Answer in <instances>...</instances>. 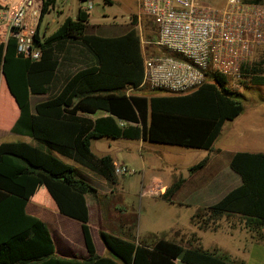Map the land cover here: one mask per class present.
Returning a JSON list of instances; mask_svg holds the SVG:
<instances>
[{"label": "trees", "instance_id": "obj_1", "mask_svg": "<svg viewBox=\"0 0 264 264\" xmlns=\"http://www.w3.org/2000/svg\"><path fill=\"white\" fill-rule=\"evenodd\" d=\"M54 5L55 0H46L41 21ZM89 20L90 14L80 10L76 20L65 21L43 43L39 29L35 42L44 50L40 61L18 56L13 39L0 45V90L6 84L20 110L11 130L37 142L0 143V264H175L177 259L187 264H234L225 257L167 239L137 245L134 240L105 232L101 236L110 256H98L88 210L89 204L98 202L97 190L55 153L116 185L115 162L109 155L101 157L92 152L94 140L144 141L211 151L224 124L240 117L245 108L233 99L232 91L226 87L227 77L221 75H214L211 82L182 96L141 88L144 56L138 31L131 29L115 37L89 35ZM65 45L84 49L89 59L64 79L56 94L33 108L31 98L49 95L56 85ZM243 78L252 86H264V67L256 64L244 68ZM129 88L135 89L130 96L126 94ZM99 113L107 116L94 120L89 117ZM116 118L131 125L122 128ZM2 123L8 125V121ZM206 162L204 159L189 170L198 172ZM230 167L242 184L208 207L207 214L212 220L223 215L240 216L261 239L264 154L237 153ZM182 183L183 180L174 183L164 198L170 200ZM35 199L43 205L51 201L62 216L82 224L87 260L55 254V243L46 224L26 212L29 200Z\"/></svg>", "mask_w": 264, "mask_h": 264}, {"label": "crops", "instance_id": "obj_2", "mask_svg": "<svg viewBox=\"0 0 264 264\" xmlns=\"http://www.w3.org/2000/svg\"><path fill=\"white\" fill-rule=\"evenodd\" d=\"M136 26L142 39L141 27L138 23ZM88 57L90 56L84 49H75L65 45L60 61L63 64L62 67L65 66L66 69L63 74L61 68L55 86L60 88L64 79L71 74V69L83 65L89 59ZM250 86L252 85L249 83L246 88H250ZM252 87L259 88L263 86ZM6 92L8 91L6 90ZM7 94L13 106H15L12 116L9 117L8 114L7 118V127L12 129L19 118L20 110L13 97L9 93ZM248 103L250 107L247 109L244 106V112L240 117L234 121H229V125H227V122L224 124L213 149L207 151L209 154L205 158L207 160L205 167L208 170L207 175L210 176V179L201 180L197 176L201 170L198 172L189 170L197 164L189 165L186 169H183L182 173L179 172L180 177L174 179L170 184L168 182L171 178L168 179L165 175L143 176L139 183L140 190H135L133 193L137 194L138 199L148 209H150V205L158 204L162 206L161 209H158V215H160V219L167 218V222L164 221L160 228L148 227L146 225L147 217L140 215L139 218H136L137 216H131L129 213L119 212V208L116 205L113 206L114 196L118 192L126 193L127 191L123 189L116 191V188H112L113 184L105 178L101 176V179L97 176V173L91 172L76 163L79 173L82 176L85 174L84 177L97 190L98 202L89 204L88 210L90 216L89 229L98 256H110L106 243L101 236V233L105 232L125 240H134L137 245L147 243L144 242L147 240H150L148 242L150 244L159 239H167L185 247L200 248L216 256L225 257L234 264H264V229L261 230L262 238L257 239L255 233L250 231L246 220L242 217L223 215L216 220H212L206 211L208 207L215 205L228 192H232L242 184L240 177L230 167V160L233 155L241 152L264 154V101L249 102L248 100ZM2 112L3 110L0 109V124ZM101 115L107 116L99 113L89 117L94 120ZM7 133L15 134L12 130ZM15 135L18 138V134ZM95 155L103 156L101 153ZM112 159L115 162V159ZM186 170H189V174H186L184 178L183 173ZM121 180L118 177V183ZM181 180H183L181 189L170 200H166L163 196L166 190ZM225 180L232 183V187L228 188V192L214 203L207 201L215 184L219 185ZM197 183L199 185L203 184V187L197 189ZM190 191L195 192L191 194ZM37 207L43 208V211L37 212ZM29 208H33L34 212L30 213ZM26 212L42 219L46 224L53 235L55 243H57V249L55 250L57 256L66 259H78L79 261H85L89 258L82 224L79 221L62 216L51 201L47 205H43V203L38 202V199L29 200ZM198 214L202 215V218H196ZM182 217L186 218L182 219ZM153 232H155L154 237H149ZM175 264L187 263L177 259Z\"/></svg>", "mask_w": 264, "mask_h": 264}, {"label": "built area", "instance_id": "obj_3", "mask_svg": "<svg viewBox=\"0 0 264 264\" xmlns=\"http://www.w3.org/2000/svg\"><path fill=\"white\" fill-rule=\"evenodd\" d=\"M46 0H0V45L16 42L17 55L40 61L44 50L35 42L41 30ZM88 3L86 13L92 9ZM137 23L144 19L155 27V40L141 46L159 48L162 55H143L141 88L177 96L197 91L214 75L227 77L231 88H239L243 69L251 67L264 49V3L227 0L217 8L201 0H139ZM142 40V39H141ZM40 43H43L42 34ZM135 89L129 88L130 96ZM120 127L131 123L116 118ZM119 177L135 173L125 164L115 163Z\"/></svg>", "mask_w": 264, "mask_h": 264}, {"label": "rangeland", "instance_id": "obj_4", "mask_svg": "<svg viewBox=\"0 0 264 264\" xmlns=\"http://www.w3.org/2000/svg\"><path fill=\"white\" fill-rule=\"evenodd\" d=\"M90 2L93 7L89 11L90 20L88 23L87 34L103 35V37H115L120 35L123 36L131 29L138 31L136 25L138 21L137 15L139 13V0H55L54 9H51V11L46 14L41 23L42 40L44 41V39L51 37L68 19L76 20L78 18L79 11L84 9L87 10L88 3ZM201 2L206 5H213L217 8H221L227 3V0H201ZM141 34V41L155 40V27L151 24L150 20L144 19ZM142 51H144V54H147L148 56L152 54H157L159 56L162 55L159 48L155 46L152 47L149 45H143ZM256 64H260L264 67V49H261L258 52L257 57L253 62V66ZM78 67L79 66L74 67L71 71H76ZM62 69L64 74L66 69L65 66L62 67ZM248 84V79H243L240 83H238L239 88L230 89L232 91L231 96L233 99L241 102L247 109L250 107L248 100L249 102L264 101V86L259 88L250 86V88H246V85ZM226 87L231 88V84L228 83ZM5 89L0 90V109L4 112V114L2 112V120H4V123L8 120L5 118V114H7V116L9 114L10 117L15 111V106H13L10 101L7 94L8 92H6L7 89ZM58 90L59 88L54 86L49 95L32 97V107L34 108L40 101L49 99L51 95L56 94ZM227 125H229V122H227ZM10 130L11 128H8L6 125L4 126V124L1 126L0 124V143L24 141L28 144H37L35 140L31 137H26V135L18 134V138H16L17 135L7 133ZM92 146V152L95 154L101 153L103 156L109 155L115 159L117 164H126L128 167L135 170V173L130 176H117L122 180L116 186L112 185V188H116V191L123 189L127 192H118V194L114 196L113 206L116 205L119 208V212L125 214L129 213L131 216H137L136 218H139L140 215L142 217H147L148 221L146 225L148 227H153L154 229L160 228L164 221L167 222V218H159L160 215H158V209H161V205H150V209H148L138 199L137 194L133 193L135 190H140L139 183L143 176L145 177L155 174L165 175L168 179L171 178L168 182L170 184L174 179L176 180L180 177L179 172L182 173L183 169H186L189 165L193 166L192 164H198L207 158L209 154L207 151L178 148L176 146L159 145L157 143L142 141L139 143L138 141L98 139L92 142ZM55 155L61 158L65 163L75 167V170L79 173L78 165L74 161L63 158L56 153ZM207 171L206 167H204L200 172H198L197 176L201 180H208L210 179V176L207 175ZM83 175L85 176V174ZM84 176H82V178L87 179ZM97 176L102 179L100 174ZM197 184V189H199V187H203V184ZM230 186L232 187V183L229 180H225L219 185L215 184V187L210 192L207 201L214 203L216 200L224 196L226 192H228V188H230ZM190 192L192 194L195 191ZM32 209L33 208H29L30 213L34 212ZM41 211H43V208L37 207V212ZM185 218L186 217H182V219ZM200 218H202V215ZM51 230L53 231L52 228ZM154 235L155 232L151 233L149 237H154ZM51 236L53 238L52 234ZM144 242L148 243L150 240ZM56 244L57 243L54 244L55 250L57 249Z\"/></svg>", "mask_w": 264, "mask_h": 264}, {"label": "water", "instance_id": "obj_5", "mask_svg": "<svg viewBox=\"0 0 264 264\" xmlns=\"http://www.w3.org/2000/svg\"><path fill=\"white\" fill-rule=\"evenodd\" d=\"M183 174H184L183 177L185 178L186 177L185 175L189 174V170H186Z\"/></svg>", "mask_w": 264, "mask_h": 264}]
</instances>
